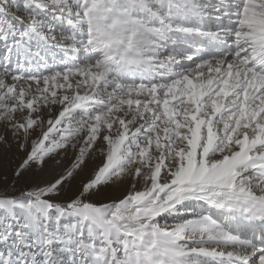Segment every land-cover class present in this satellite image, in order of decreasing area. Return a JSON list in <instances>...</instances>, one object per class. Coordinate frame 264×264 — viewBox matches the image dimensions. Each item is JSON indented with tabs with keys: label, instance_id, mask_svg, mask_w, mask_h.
<instances>
[{
	"label": "snow or ice",
	"instance_id": "snow-or-ice-1",
	"mask_svg": "<svg viewBox=\"0 0 264 264\" xmlns=\"http://www.w3.org/2000/svg\"><path fill=\"white\" fill-rule=\"evenodd\" d=\"M0 264H264V0H0Z\"/></svg>",
	"mask_w": 264,
	"mask_h": 264
}]
</instances>
